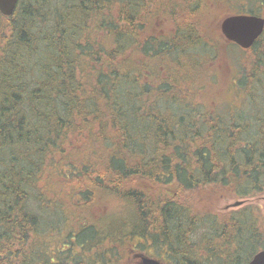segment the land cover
<instances>
[{"label": "trees", "instance_id": "obj_1", "mask_svg": "<svg viewBox=\"0 0 264 264\" xmlns=\"http://www.w3.org/2000/svg\"><path fill=\"white\" fill-rule=\"evenodd\" d=\"M224 1L0 13V264H133L139 239L168 244L172 264H232L235 237L264 247L253 207L220 215L189 196H264V34L220 83L223 49L238 48L217 30L238 14ZM256 1L249 14L264 17ZM224 82L236 98L220 109Z\"/></svg>", "mask_w": 264, "mask_h": 264}, {"label": "rangeland", "instance_id": "obj_2", "mask_svg": "<svg viewBox=\"0 0 264 264\" xmlns=\"http://www.w3.org/2000/svg\"><path fill=\"white\" fill-rule=\"evenodd\" d=\"M183 1H186V0H183ZM209 1H212V0H209ZM240 1H242V0H240ZM224 4L229 7L226 9V11L228 10L229 13L230 12L231 13L236 12L238 14H249V12L252 8L256 9L255 7L259 6V1L246 0V6L250 5L252 8L249 6L241 7V5L237 4L236 1L233 3V1H231V0H225ZM245 7H246V9H245ZM178 8H179V4L177 6V10H178ZM186 8H187V6L185 5V2H183L180 4L179 11H183ZM256 10H260V9H256ZM196 17L197 16H194V19H196ZM224 18H226V17H223L222 19H220L218 21L217 30H219L220 22ZM163 24L165 25V23H163V20L161 21L160 19H158V25H157L158 28L159 27L161 28V26ZM100 41H102V39ZM224 49H223V53H222V63H221L222 66L224 67V70H219L222 72L220 83H222L223 81H226V80L229 81V79L232 78V76H234V73H236V70H237V67L239 64L238 61H240L242 63L245 61L243 59L242 60L239 59V58H241L240 54H243L239 47L238 48L236 46H234V47L230 46L229 47L226 45V47ZM182 61L184 63V65H183L184 70L187 72L189 70L190 66L187 62H185V60H182ZM200 62L203 64V69L200 71V72H202V71H204V69H206L207 62L205 59L201 60ZM217 84H219V83H217ZM225 84H226V82H224V84H223L224 85L223 88H225V89L218 94L217 102H216V105H214V107H218L220 109H223L226 106H228L229 104H231V102H233L236 98L233 91L229 90L230 86L228 84H226V85ZM223 85H221V86H223ZM217 86L219 89H222L219 87V85H217ZM169 192L174 193V196L175 195L178 196L179 190L172 188ZM186 196H187V194L184 195V197H186ZM189 196L192 198V201L196 204L197 209L202 210V211H204V210L205 211L218 210L220 215L231 216V215L236 214L240 209L246 208L247 206L253 207L255 210H257L259 212V214L262 217L261 228H262V231H264V213H263V207H264L263 197L264 196L263 197L249 198L245 202V204H243L240 207H234V204L237 201H235L233 199L226 198V196L216 195L210 190L203 191L202 195L200 194L199 196H195L193 194H191ZM197 231L199 234L194 236L195 239L197 240V242L198 241L201 242L202 239H204L203 238L204 236H208V235L210 236L209 228L204 227V228L197 230ZM237 242H238V239L235 237L234 238L235 247L232 248V254H231L232 264H235V262H237V261L240 264H245V262L255 252L254 250L257 249L258 246L255 244L249 245L248 243L245 242V240H242L239 244ZM140 250L142 252L145 251V249H140ZM260 250H264V247L259 248V250H257V252H259ZM220 260H218V259L215 260L216 264H221L222 261H220ZM125 264H128V263H125Z\"/></svg>", "mask_w": 264, "mask_h": 264}, {"label": "water", "instance_id": "obj_3", "mask_svg": "<svg viewBox=\"0 0 264 264\" xmlns=\"http://www.w3.org/2000/svg\"><path fill=\"white\" fill-rule=\"evenodd\" d=\"M18 4L19 0H0V13L3 16L11 17L14 15ZM219 27L226 42L235 44L243 50H249L264 34V17L254 14L231 15L224 18ZM244 203V201H237L234 207H240ZM143 264L160 263L149 258H143ZM248 264H264V250L257 252Z\"/></svg>", "mask_w": 264, "mask_h": 264}, {"label": "flooded vegetation", "instance_id": "obj_4", "mask_svg": "<svg viewBox=\"0 0 264 264\" xmlns=\"http://www.w3.org/2000/svg\"><path fill=\"white\" fill-rule=\"evenodd\" d=\"M194 239L195 237H192V240ZM138 242V245L136 244L132 250L128 251L130 253L129 260L133 264H143V258L155 260L160 264H172V253L168 250V244L164 243L157 246L149 239L147 241L139 239ZM139 245L142 246L139 248ZM140 249H145V251L142 252Z\"/></svg>", "mask_w": 264, "mask_h": 264}, {"label": "bare ground", "instance_id": "obj_5", "mask_svg": "<svg viewBox=\"0 0 264 264\" xmlns=\"http://www.w3.org/2000/svg\"><path fill=\"white\" fill-rule=\"evenodd\" d=\"M254 255V254H253Z\"/></svg>", "mask_w": 264, "mask_h": 264}]
</instances>
